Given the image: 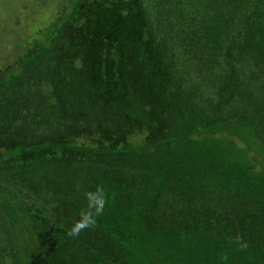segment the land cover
<instances>
[{
    "label": "trees",
    "instance_id": "obj_1",
    "mask_svg": "<svg viewBox=\"0 0 264 264\" xmlns=\"http://www.w3.org/2000/svg\"><path fill=\"white\" fill-rule=\"evenodd\" d=\"M55 15L0 76V210L35 242L0 264H264V0ZM97 186L104 214L67 236Z\"/></svg>",
    "mask_w": 264,
    "mask_h": 264
},
{
    "label": "rangeland",
    "instance_id": "obj_2",
    "mask_svg": "<svg viewBox=\"0 0 264 264\" xmlns=\"http://www.w3.org/2000/svg\"><path fill=\"white\" fill-rule=\"evenodd\" d=\"M61 8L62 0H0V76L17 65V55L23 53L36 29L56 21L55 14ZM16 216L14 224H10L0 210V244H13V249L23 256L35 248L33 229L19 225L24 218Z\"/></svg>",
    "mask_w": 264,
    "mask_h": 264
},
{
    "label": "clouds",
    "instance_id": "obj_3",
    "mask_svg": "<svg viewBox=\"0 0 264 264\" xmlns=\"http://www.w3.org/2000/svg\"><path fill=\"white\" fill-rule=\"evenodd\" d=\"M84 197L86 206L79 212L78 219L74 220L70 229L67 231V236L69 237L76 238L82 232L95 228L97 218L104 214L105 208L110 202V197L103 186H97L94 190H86ZM232 242L240 247H246V241L241 236L235 237ZM221 259L227 262L229 256L225 254Z\"/></svg>",
    "mask_w": 264,
    "mask_h": 264
}]
</instances>
